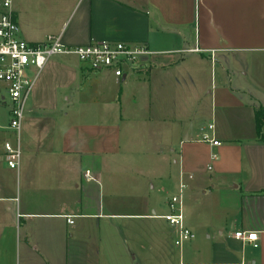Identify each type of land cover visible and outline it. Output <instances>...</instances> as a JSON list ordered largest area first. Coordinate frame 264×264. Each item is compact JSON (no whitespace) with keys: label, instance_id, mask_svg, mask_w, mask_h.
Returning <instances> with one entry per match:
<instances>
[{"label":"crops","instance_id":"1","mask_svg":"<svg viewBox=\"0 0 264 264\" xmlns=\"http://www.w3.org/2000/svg\"><path fill=\"white\" fill-rule=\"evenodd\" d=\"M12 10L32 43L54 35L153 54L121 77L64 55L37 74L19 170L0 146V264H264V0H13ZM182 185L195 237L178 245L162 216ZM238 231L256 232L258 246Z\"/></svg>","mask_w":264,"mask_h":264},{"label":"built area","instance_id":"2","mask_svg":"<svg viewBox=\"0 0 264 264\" xmlns=\"http://www.w3.org/2000/svg\"><path fill=\"white\" fill-rule=\"evenodd\" d=\"M13 0H0V83L4 85L7 95L1 96L11 103L10 120L7 127L1 129L11 130L15 140H8L4 144L5 158L9 168L19 170L22 149L20 147L21 124L25 115L27 103L33 93L37 74L43 70L49 60L55 55L76 56L81 61L95 68L112 69L116 76L124 75L126 68L143 61L152 55L145 45L130 44L116 41H97L87 45L68 46L58 36H48L43 42L32 43L20 36V28L14 19L12 10ZM209 129H214L211 124ZM202 141L211 145L220 143L215 137L202 135ZM87 178L93 179L89 171ZM179 195L173 196L170 202L171 212L162 216L177 231L178 245L195 237L193 231L186 225L183 211V188ZM74 216L67 217L70 224L74 223ZM235 237L250 241L257 247V233L238 231Z\"/></svg>","mask_w":264,"mask_h":264},{"label":"rangeland","instance_id":"3","mask_svg":"<svg viewBox=\"0 0 264 264\" xmlns=\"http://www.w3.org/2000/svg\"><path fill=\"white\" fill-rule=\"evenodd\" d=\"M2 95L6 96L7 91L5 90L4 85L2 83H0V126L1 127H7L9 124L8 112H9V108L11 107V103H10V100L8 98L6 99V104L2 103V101H1ZM11 135H12L11 130L0 128V136H2L1 141H0L1 147L4 145L5 140H11V141L13 140ZM164 223L166 225L169 224L167 221L161 220V224L163 225Z\"/></svg>","mask_w":264,"mask_h":264},{"label":"trees","instance_id":"4","mask_svg":"<svg viewBox=\"0 0 264 264\" xmlns=\"http://www.w3.org/2000/svg\"><path fill=\"white\" fill-rule=\"evenodd\" d=\"M256 123H257V132L260 136L261 139H263L262 135V127L264 125V109L263 108H258L256 109Z\"/></svg>","mask_w":264,"mask_h":264}]
</instances>
